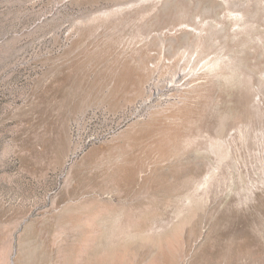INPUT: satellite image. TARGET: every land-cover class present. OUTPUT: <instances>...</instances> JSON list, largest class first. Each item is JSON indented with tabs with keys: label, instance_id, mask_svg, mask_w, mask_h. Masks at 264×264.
Instances as JSON below:
<instances>
[{
	"label": "rangeland",
	"instance_id": "1",
	"mask_svg": "<svg viewBox=\"0 0 264 264\" xmlns=\"http://www.w3.org/2000/svg\"><path fill=\"white\" fill-rule=\"evenodd\" d=\"M0 264H264V0H0Z\"/></svg>",
	"mask_w": 264,
	"mask_h": 264
}]
</instances>
